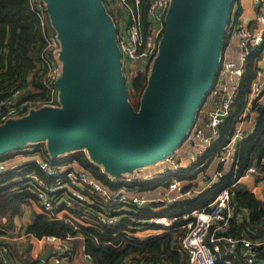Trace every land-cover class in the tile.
Returning <instances> with one entry per match:
<instances>
[{"label":"built area","instance_id":"2783aa9c","mask_svg":"<svg viewBox=\"0 0 264 264\" xmlns=\"http://www.w3.org/2000/svg\"><path fill=\"white\" fill-rule=\"evenodd\" d=\"M31 1L38 4V12L44 25L45 14L42 0ZM171 1L149 0L146 21L144 20V0L107 1L108 6L116 13L114 21L117 25V39L122 51L124 67L127 65L131 67L130 71L125 70L130 76L151 69L152 62L159 52V43L166 27V15ZM252 3L256 9L254 27H250L247 18L234 17L231 14L227 33L239 46L238 58L222 57L208 100L203 108L199 107L195 121L183 141L182 145H185L187 149L186 160L183 163L177 150H174L166 157L171 164L169 168L162 167L159 172L140 170V172H148V174L140 175L138 173H121L117 176L109 174L110 182H104L78 162L67 159L66 153L55 157L56 161H51L42 158L40 150L32 147L27 152L28 158L17 160L15 156H11L0 160V173L20 168L15 178L16 182L20 187L36 195L44 213L49 214L51 218L62 217L65 213L68 222L74 225L73 229L79 231L77 234H68L64 237L53 234L42 237L32 235L44 245L50 246L52 254L48 260L35 258L28 260L27 264H70L74 250L73 239L77 236L85 238L80 231L82 225L101 229L110 228L122 223L126 217L139 220L144 224L142 226L155 224L154 227L167 232L172 229L182 230L178 235V244L187 253L188 264H231L230 260L222 262L217 255L219 242L222 240L228 241L230 252L239 246L245 264H264V257H262L264 237L253 239L246 235L223 234L230 226L232 219L241 215V211L232 204L231 200L234 187L240 182V177L236 175L239 150L248 134V130L241 125V121L257 111L254 109L256 100L263 101L264 66L260 67L251 83L247 104L240 121L236 124L229 140L217 150L218 154L215 157L222 168H216L214 175L206 177L204 182L193 190H189L193 187L186 189L188 185L185 184L186 174L179 173L187 168H193L190 174L198 172L201 178L207 173V168L202 169V167L206 163L209 165L212 159L210 160L211 156L205 159L202 157L207 154L213 141L219 136L220 125L228 117L231 104L239 93L250 47L259 43L258 39L261 41L263 39L264 0H253ZM43 30L45 45L42 59L48 66L45 75L47 94L44 97L23 98V90L20 87L13 88L10 94L0 97V125L9 119L27 114L31 109L59 105L56 81L62 72L61 43L56 33L46 31L45 26ZM48 56L52 58V61ZM219 115L222 117L220 118ZM229 170L234 171L231 183L223 187L206 206L195 208L184 214H158L139 219L138 216L136 217L135 212L144 207L148 201L162 203L165 208L175 201L191 196L194 192L200 193L213 186ZM257 171L260 173L256 180L258 185L264 181V169L259 170L257 166L252 165L247 173ZM173 172L178 173L171 177L168 187L162 193H154L150 197L138 189L125 185L126 182L165 176ZM89 198L91 203L96 205H90L86 210L82 208V212L77 215L81 218H77L73 210ZM123 231L129 234L126 229ZM114 233L116 232L111 231V234ZM131 234L136 236V232ZM108 241L115 243L113 240ZM9 252L10 244L0 237V264H13L9 259ZM143 264L163 263L146 261Z\"/></svg>","mask_w":264,"mask_h":264},{"label":"water","instance_id":"95a60500","mask_svg":"<svg viewBox=\"0 0 264 264\" xmlns=\"http://www.w3.org/2000/svg\"><path fill=\"white\" fill-rule=\"evenodd\" d=\"M44 1L61 43L59 105L1 124L0 155L44 141L52 157L85 150L112 176L169 156L185 140L215 83L234 0L171 1L138 109L128 98L130 66L124 67L117 25L104 0ZM263 108L260 104L258 112Z\"/></svg>","mask_w":264,"mask_h":264},{"label":"trees","instance_id":"16d2710c","mask_svg":"<svg viewBox=\"0 0 264 264\" xmlns=\"http://www.w3.org/2000/svg\"><path fill=\"white\" fill-rule=\"evenodd\" d=\"M108 0H104L108 12L115 19L116 13L107 4ZM149 0H144V20H147V6ZM239 5L237 6V4ZM44 7V25L41 15L39 14L38 4L32 3L31 0H0V97L10 94L15 87L23 90V98L44 97L47 94L45 86V75L47 64L42 59V52L45 45V35L43 26L46 31L57 34V31L51 23L46 3L42 0ZM234 17L241 14L240 0H234ZM227 42V32L224 39L223 48ZM222 48V52H223ZM49 60L52 58L48 56ZM264 59V34L261 42L250 47V52L246 59L245 70L241 79L240 89L234 102L231 104L230 113L224 119L219 128V136L213 141L211 148L202 159L208 156L214 158L220 149L233 133L236 124L241 119L245 106L247 104L248 95L251 90V83L260 69V61ZM148 76L139 73L130 81L127 80L128 98L136 109L139 108L143 93L148 83ZM262 103L256 100L254 109ZM41 146H34L40 150L42 157L51 161H56L49 153L46 142L39 141ZM30 143L24 144L19 148L6 151L0 155V160L13 156L25 149ZM29 150V149H28ZM27 151V150H26ZM67 159H73L83 167L89 169L92 174L104 182H110L109 174L94 163L83 149H78L65 154ZM210 158V160H211ZM258 160L257 168L264 169V108L262 112H258L255 126L250 130L242 142L239 150L237 177L244 176L250 166L254 165ZM209 160V161H210ZM208 161V162H209ZM206 163L202 169H206ZM185 171L187 173H185ZM20 168H13L7 172L0 173V214L6 216L8 213L16 214L21 211V205L30 197V193L24 191L15 178ZM186 174L185 178H194L198 172L192 174L188 169L182 171ZM234 178V171L229 170L221 177L213 186L206 188L192 198H184L162 207V203H155L159 206V210L151 209L150 206L139 208L135 214L138 218L149 217L153 215L167 214L176 215L184 214L195 208H201L210 203L216 194L225 186L229 185ZM171 183V177L158 176L154 179L136 180L126 182L125 185L143 191L157 186H167ZM190 188L189 186L186 189ZM232 204L240 211L244 210V214L234 217L229 228L223 233L233 235H246L251 238L264 237V203L259 200L256 195L249 191L240 189L238 185L234 187L231 197ZM91 199L85 200L80 206H76L73 212L80 214L83 209H89ZM153 205V204H152ZM92 213V212H91ZM139 220L126 217L125 220L113 227H104L102 229L93 228L91 226L82 225L81 232L85 236V253L92 257L94 264H143L146 261L161 262L163 264H185L188 262L187 253L178 244V235L182 230L172 229L164 234H157L149 238H139L134 236L136 232L143 227ZM153 226H156L155 224ZM148 227V226H145ZM71 222L62 224H53L51 216L46 213L36 214L33 221L28 224V234L37 237L44 235L67 236L68 234H77L79 231L74 230ZM126 231L129 232V234ZM111 231L116 233L111 234ZM0 228V236L3 235ZM111 239L115 243H110ZM178 246L174 247V244ZM11 247V245H10ZM10 256L15 253L10 248ZM264 257V252L262 253ZM238 264H245L244 259ZM119 262V263H118ZM18 264H27L18 261ZM187 264V263H186Z\"/></svg>","mask_w":264,"mask_h":264},{"label":"crops","instance_id":"0c3cea01","mask_svg":"<svg viewBox=\"0 0 264 264\" xmlns=\"http://www.w3.org/2000/svg\"><path fill=\"white\" fill-rule=\"evenodd\" d=\"M252 1L253 0H240L242 10H241V14L239 16L245 17V18H247V20L249 19L250 20V22H249L250 27H254L256 25V22L254 21L256 9H255ZM238 5H239V3L237 4V6ZM232 14H233V16L235 14L234 8H232ZM238 51H239V46L237 45L236 41L231 39L227 33V42L223 48L222 57L227 58V59H237L238 58ZM263 66H264V59H262L260 61V67H263ZM208 97H209V94H207V96L205 97L204 101L201 104L200 109L204 107L205 103L208 100ZM262 100L263 101H261V102L264 103V97L262 98ZM256 112L258 113V110ZM256 112H252L251 114H249L246 118H244L241 121V125L245 129H247L248 132L250 130H252L255 126L256 118L258 116V114ZM199 113H200V110H199ZM182 144L179 147H177L175 150H177V154H179L180 157L184 158L186 155L187 149H185V145H182ZM27 152H28V150L24 151L22 153H19V154H15L13 156H15V158H17V160H22L24 158H28L29 155L27 154ZM9 157H11V156H9ZM166 159L167 158L154 163L156 165L151 164V165H154V167H155V169L152 171H148V170L144 169L145 167H147V166H144V167H140V168L136 169L134 171V173H138V175L148 174V172H159L161 170V168L165 167V166H168V168H169L171 166V164ZM211 159H212V161L209 163V165L207 167V170H206L207 173H206L205 177L201 178V174L198 175V173H197V175L194 178H186L185 179V184H188L186 187H188V186L190 188L193 187L189 190H193L197 186L199 187V185L204 182L206 177H210V176L214 175L219 167L222 168L221 164L219 165V163L217 161V157L211 158ZM141 169H143L144 171H148V172H140L139 170H141ZM187 169H188L189 173L193 172L192 168H187ZM185 173H187V172L185 171ZM259 174H260L259 171L255 172V173H247L240 178L239 183H243L244 184V187H243L244 190H249V191L253 192L256 195V197L264 203V181L258 185L256 184V180L258 179ZM167 187H168V185L167 186L162 185V186H157V187H154L151 189L143 190L142 192H144L145 194H148V197H150L151 194L162 193ZM21 188L24 191L30 193V197L28 198V200L22 203L21 211L19 213H16V214L8 213L6 216L0 214V228L4 232L3 235H1L0 237L4 241H6L7 243H9V244L11 243L10 245L14 249L15 253H13L11 256H10V252H9V259L11 260V262L13 264H18L17 262L20 260H21V262L27 263V261L30 259L42 258V255L44 254V252H46V250L49 248L51 249L50 246L44 245L42 242H40V240L38 238H35L34 236H32L33 234H28V232H27L28 224L33 221L35 215L41 214V213L43 214L44 212H43L42 206H41L39 200L37 199L36 195L33 192H31V191H29L23 187H21ZM196 195H198V193L194 192V193H192L191 196H188L185 198H192ZM155 203L156 202H149V204H145V206H150L151 209L159 210L160 207L155 206L154 205ZM243 214H244V210L241 211L240 216H242ZM74 215L77 216L78 214L74 212ZM137 216L138 215H136V217ZM59 218L64 220L63 223L68 222V220L66 219L65 213H64V216L59 217ZM77 218H81V216H77ZM52 219H54V218H51V220ZM99 229H101V228H99ZM166 232L167 231L160 230L157 227L149 225L148 227L143 226L139 230H137L136 236L143 239V238H149V237L157 235V234H164ZM17 240H20V241H17ZM109 240H111V239H109ZM73 241H74V250H73V254L71 257V263L70 264H94L93 260H90L87 257V254L85 253V238H83L81 236H77L73 239ZM22 242H23V244H22ZM118 243H120V242H118ZM118 243H113V244H118ZM177 246H178V244H177ZM229 246L230 245L228 244V241H226V240H222L219 242V246H218L219 249L217 250V255H218L219 259L222 262H225V260H230L231 264H238L235 261L242 262L241 259H243L242 258L243 255L241 253L239 246L235 247L233 252H230ZM174 247H175V244H174ZM51 254H52V249H51V252L48 256V259L50 258ZM186 263L188 264L187 260L185 259V264Z\"/></svg>","mask_w":264,"mask_h":264},{"label":"rangeland","instance_id":"374dc122","mask_svg":"<svg viewBox=\"0 0 264 264\" xmlns=\"http://www.w3.org/2000/svg\"><path fill=\"white\" fill-rule=\"evenodd\" d=\"M60 60H61V59H60ZM130 69H131V67H129V69L126 68V71H130ZM141 73H144V74H146V75H149L150 70L148 69V70H145V71H143V72H141ZM132 76H133V74L130 76L127 72H125V77L127 78V80H130V81H131V77H132ZM133 77H134V76H133ZM37 145L42 147L41 143H39V144H37V142H35V143H30L29 145H27V146L25 147L24 150H22V151H20V152H18V153H16V154L22 153V152H24V151H26V150H28V149L34 147V146L37 147ZM36 147H35V148H36ZM41 157H42V156H41ZM42 158H44V159H46V160H49L48 158H45V157H42ZM181 159H182L181 162L183 163V162L186 160V156H185L184 158L181 157ZM181 162H180V163H181ZM182 163H181V164H182ZM154 165H156V164H154ZM154 165H148V166L145 167L144 169H146V170H148V171H152V170L155 169ZM141 170H143V169H141ZM139 171H140V170H139ZM17 241H20V240H17ZM21 241H22V240H21ZM10 244H11V243H10ZM16 244H17V243H16ZM22 244H23V242H22Z\"/></svg>","mask_w":264,"mask_h":264},{"label":"bare ground","instance_id":"6f19581e","mask_svg":"<svg viewBox=\"0 0 264 264\" xmlns=\"http://www.w3.org/2000/svg\"><path fill=\"white\" fill-rule=\"evenodd\" d=\"M193 169V168H192ZM183 171V170H182ZM182 171H179V173H181V174H184ZM193 171V170H192ZM178 172H173V173H170V174H168V175H165V176H169V177H172L173 175H175V174H177ZM156 177H158V176H155V177H152V178H144V179H140V180H148V179H154V178H156Z\"/></svg>","mask_w":264,"mask_h":264}]
</instances>
